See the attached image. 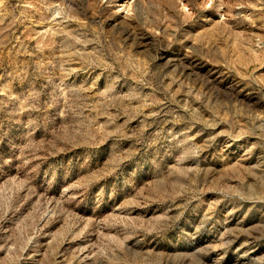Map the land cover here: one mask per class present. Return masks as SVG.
Instances as JSON below:
<instances>
[{
  "label": "rangeland",
  "instance_id": "374dc122",
  "mask_svg": "<svg viewBox=\"0 0 264 264\" xmlns=\"http://www.w3.org/2000/svg\"><path fill=\"white\" fill-rule=\"evenodd\" d=\"M0 264H264V0H0Z\"/></svg>",
  "mask_w": 264,
  "mask_h": 264
}]
</instances>
